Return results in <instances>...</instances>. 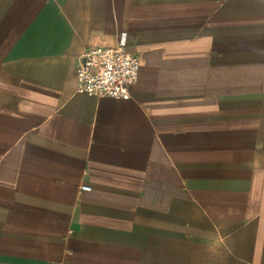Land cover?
Segmentation results:
<instances>
[{
  "label": "crops",
  "instance_id": "obj_1",
  "mask_svg": "<svg viewBox=\"0 0 264 264\" xmlns=\"http://www.w3.org/2000/svg\"><path fill=\"white\" fill-rule=\"evenodd\" d=\"M0 264H264V0H0Z\"/></svg>",
  "mask_w": 264,
  "mask_h": 264
},
{
  "label": "built area",
  "instance_id": "obj_2",
  "mask_svg": "<svg viewBox=\"0 0 264 264\" xmlns=\"http://www.w3.org/2000/svg\"><path fill=\"white\" fill-rule=\"evenodd\" d=\"M138 55L125 48L124 36L115 47H92L84 51L76 67V91L94 97L125 98L137 81ZM81 185V191H89Z\"/></svg>",
  "mask_w": 264,
  "mask_h": 264
}]
</instances>
